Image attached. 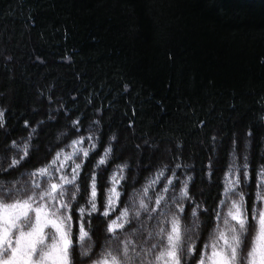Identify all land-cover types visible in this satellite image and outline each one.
<instances>
[{"label": "trees", "instance_id": "16d2710c", "mask_svg": "<svg viewBox=\"0 0 264 264\" xmlns=\"http://www.w3.org/2000/svg\"><path fill=\"white\" fill-rule=\"evenodd\" d=\"M0 109V155L7 156L0 166L17 154L12 142L22 145L37 128L32 162L4 177L16 181L14 194L31 187L32 178L20 173L46 164L77 136L99 137L102 155L115 135L103 189L96 169L98 206L117 165H128L118 189L127 200L157 169L179 163L180 181L192 178L193 207L215 208L224 199L226 174L234 175L246 157L248 178L241 172L238 191L255 225L251 207L262 204L257 174L264 169V0H0ZM61 132L69 135L58 141ZM190 202L182 201L186 209ZM146 236L136 237L138 243ZM91 243L74 245L81 251ZM99 252L98 244L82 264H92Z\"/></svg>", "mask_w": 264, "mask_h": 264}, {"label": "snow or ice", "instance_id": "6c2138e0", "mask_svg": "<svg viewBox=\"0 0 264 264\" xmlns=\"http://www.w3.org/2000/svg\"><path fill=\"white\" fill-rule=\"evenodd\" d=\"M3 125L4 112L0 109V127ZM72 128L79 131L78 120L72 122ZM36 133L37 128L33 127L22 145L13 141L10 147L17 149V154L11 157L7 168L0 166V185H12L0 192V264H82L83 258L91 259L98 244L100 252L92 264H137V258L140 264H264V207H257L253 202L251 217L255 225H250L244 193L238 191L241 172L245 182L248 178L246 157L245 163L236 167L234 175L226 174L224 199L215 208H202L201 204L193 207L195 202L188 190L192 178L180 181L176 174V169L182 166L179 163L172 169L167 165L157 169L139 189L134 188L127 194V200L121 199V181L127 182L124 171L128 165H117L110 176L111 187L101 192L98 206L96 169L100 170L103 189V176L108 170L106 165L115 135L110 137L102 155L97 150V141L103 146L99 137L91 133L77 136L56 151L46 164L20 173L32 178L31 187L23 194H14L16 181L4 177H11L24 164L32 162L30 141ZM68 135L61 132L57 140L62 141ZM86 142L88 147H85ZM4 159L7 156L0 155V160ZM41 159H46V155L35 163H40ZM85 161L91 166L90 173L85 170ZM68 168L71 171L66 173ZM169 171L170 176L166 175ZM229 173H232L231 167ZM257 175L261 179L257 181L256 201L264 202V192L259 190L264 187V169ZM233 194L239 199H232ZM182 201H191L187 209ZM166 205L174 206L177 211L169 214L164 210ZM145 216L146 219H142ZM213 216L214 227L211 226ZM152 220L157 223L149 228ZM74 221L78 233L73 231ZM253 227L256 234L249 247L247 240ZM143 233L147 236L143 243H138L136 237ZM93 235L95 240H92ZM86 239L92 243L78 251L74 242L82 247ZM114 241L116 247L113 248Z\"/></svg>", "mask_w": 264, "mask_h": 264}, {"label": "rangeland", "instance_id": "374dc122", "mask_svg": "<svg viewBox=\"0 0 264 264\" xmlns=\"http://www.w3.org/2000/svg\"><path fill=\"white\" fill-rule=\"evenodd\" d=\"M260 207H264V202H262V204H261ZM225 211H226V209H225ZM255 234H256V229H255V227H254V228H252V230H251V236H249V237H248V240H247V243L249 244V247L251 246V240H252V238L255 236Z\"/></svg>", "mask_w": 264, "mask_h": 264}]
</instances>
